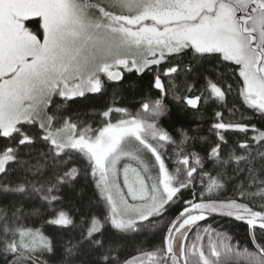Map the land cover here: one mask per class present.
Returning <instances> with one entry per match:
<instances>
[{"label": "snow or ice", "instance_id": "6c2138e0", "mask_svg": "<svg viewBox=\"0 0 264 264\" xmlns=\"http://www.w3.org/2000/svg\"><path fill=\"white\" fill-rule=\"evenodd\" d=\"M0 264H264V0H0Z\"/></svg>", "mask_w": 264, "mask_h": 264}, {"label": "trees", "instance_id": "16d2710c", "mask_svg": "<svg viewBox=\"0 0 264 264\" xmlns=\"http://www.w3.org/2000/svg\"><path fill=\"white\" fill-rule=\"evenodd\" d=\"M225 118L227 119V114L225 116ZM205 119H208V117L206 116ZM190 198V197H189ZM217 223H219V220L217 221ZM230 227V225H229ZM234 235L237 237V238H241L243 236V231L242 229H235L234 230Z\"/></svg>", "mask_w": 264, "mask_h": 264}]
</instances>
